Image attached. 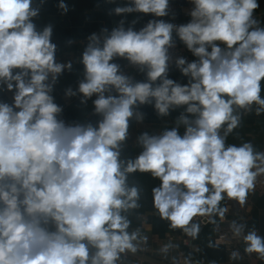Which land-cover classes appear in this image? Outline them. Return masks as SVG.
<instances>
[{"label": "clouds", "instance_id": "9594fccd", "mask_svg": "<svg viewBox=\"0 0 264 264\" xmlns=\"http://www.w3.org/2000/svg\"><path fill=\"white\" fill-rule=\"evenodd\" d=\"M43 3L0 0V86L13 93L11 103L0 101V264H118L141 239L139 229L129 231L142 191L129 183L136 172L159 179L154 206L190 235L199 231L193 218L222 214L225 198L243 205L264 173V152L226 141L240 125L238 110L264 112L258 0H191V19L179 25L157 19L169 15V0L116 6L112 14L154 18L138 30L136 20L121 19L87 37L82 78L64 94L81 105L91 100L94 122H67L56 102L55 86L73 64L57 60L53 26L34 22ZM58 8L69 10L64 0ZM177 38L195 59L173 56ZM172 65L187 83L169 77ZM145 105L159 117L179 109L175 126L140 133L141 151L124 157L130 124L144 122ZM245 227L231 225L245 251L264 258V237Z\"/></svg>", "mask_w": 264, "mask_h": 264}, {"label": "crops", "instance_id": "0c3cea01", "mask_svg": "<svg viewBox=\"0 0 264 264\" xmlns=\"http://www.w3.org/2000/svg\"><path fill=\"white\" fill-rule=\"evenodd\" d=\"M64 2L68 5L69 10L67 13H63L58 8L59 0H44L40 8V14L35 18L34 22L38 29H42L48 24L53 26L52 40L57 44V60L64 63L71 61L73 64L72 70H65L64 74L59 78L54 91L56 102L64 108L65 120L72 122L91 119L94 122L98 118L91 115V100L88 101L87 105H81L79 96L66 97L64 94L69 87L75 89L78 80L82 78L83 66L78 60L83 47L87 44V37L93 32L98 33L105 27L111 30L121 19L126 21V26L136 20L137 22L134 26L138 30L149 19L154 17L139 13L122 17L111 13L112 9L116 6L124 5L128 0H115V2H109V0H64ZM258 3L260 7L256 9L254 16L260 21V26L264 27V0H258ZM39 4L40 0H34V5ZM192 7L191 0H169V15L157 19H164L177 25L187 23L191 19L189 12ZM176 48L183 49L189 61L195 59L178 38L176 39ZM116 62L121 64L126 73L133 75L138 80L144 79L143 74L126 69L127 61L117 60ZM169 77L182 84L187 83V78L182 76L175 66L170 69ZM261 95L264 96V81H262ZM12 96L13 93L0 86V101L11 103ZM255 108L256 105H253L250 112L242 109L238 110L241 114V122L239 127L228 135L227 144L240 145L250 142L257 152H264V112L258 115ZM141 111L145 113L144 122H131L129 129L130 138L123 150L124 157L134 158L141 151L135 142L136 137L140 133L147 131L150 134H158L165 128L175 126V118L180 110L173 111L171 115L166 117L157 116L151 105L142 106ZM179 131L182 135L184 128L181 127ZM129 183L138 184L142 189L139 201L140 207L130 214L132 226L129 231L139 229L141 235V239L136 242L137 252L142 255L154 256L169 264H171V259L180 253L185 254L189 259L196 260L198 264H264V258H261L259 254V259L253 263L246 259L231 260L223 247L214 244L216 235L214 222L205 227L199 226V231L196 235H190L183 228H173L171 221L162 218L154 206L153 189L159 186L160 181L150 173H133L129 176ZM248 199H250L251 204L244 219L245 229L247 232L259 229L261 236L264 237V196H252L251 191H249L243 206H248ZM227 201L228 199L225 198L220 202L219 208L222 212ZM220 213L221 211H217L212 214L217 216ZM236 220H241V218ZM167 233H172L179 237L190 236L191 246L189 248L180 246L174 252H161L154 240L163 239ZM151 245L154 247V252L147 253ZM244 253L247 254L245 248ZM118 264L154 263L147 262L139 257L125 259L121 255Z\"/></svg>", "mask_w": 264, "mask_h": 264}, {"label": "built area", "instance_id": "2783aa9c", "mask_svg": "<svg viewBox=\"0 0 264 264\" xmlns=\"http://www.w3.org/2000/svg\"><path fill=\"white\" fill-rule=\"evenodd\" d=\"M174 57L183 56L189 58L186 55V52L181 48H174L171 50ZM174 65L171 66L172 69ZM127 70H131L133 72H138L135 68H132L126 65ZM65 119L64 113L62 114ZM252 196H264V173L257 175L254 181V187L250 190ZM248 201V206L245 207L241 205L238 201L228 200L225 204L224 210L222 214H218L215 216L214 214H209L205 216H196L193 218L191 223L198 224L199 226L205 227L211 223L214 224L215 238L214 244L216 246H221L227 252L229 258L231 260L237 259H246L247 261L253 263L259 259L258 253H244V248L246 247L243 241V234L239 237L233 234L231 229L232 222L244 224L245 215L248 212V208L250 207V199ZM237 218H241V220H236ZM245 225V224H244ZM258 235L261 236V231L259 229H254ZM246 229L244 230V234H246ZM190 236H177L172 233H167L163 239L154 240L158 245V249L163 253L174 252L178 250L180 246L189 248L191 246ZM154 247L151 245L148 249L147 253H153ZM125 259L132 256L129 253L122 254ZM171 264H198L196 260L189 259L185 254H177L171 259Z\"/></svg>", "mask_w": 264, "mask_h": 264}, {"label": "water", "instance_id": "95a60500", "mask_svg": "<svg viewBox=\"0 0 264 264\" xmlns=\"http://www.w3.org/2000/svg\"><path fill=\"white\" fill-rule=\"evenodd\" d=\"M129 254H131L132 256L135 257H139V258H143L145 261L147 262H151L154 264H169V263H165L164 261L154 257V256H149V255H142L141 253L135 251V252H128Z\"/></svg>", "mask_w": 264, "mask_h": 264}]
</instances>
